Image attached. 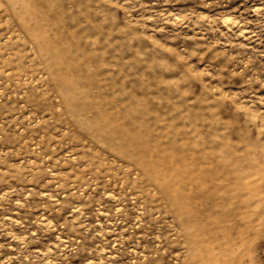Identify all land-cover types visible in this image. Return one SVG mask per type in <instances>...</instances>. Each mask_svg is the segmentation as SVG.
Instances as JSON below:
<instances>
[{
	"label": "rangeland",
	"instance_id": "374dc122",
	"mask_svg": "<svg viewBox=\"0 0 264 264\" xmlns=\"http://www.w3.org/2000/svg\"><path fill=\"white\" fill-rule=\"evenodd\" d=\"M0 264H264V0H0Z\"/></svg>",
	"mask_w": 264,
	"mask_h": 264
}]
</instances>
